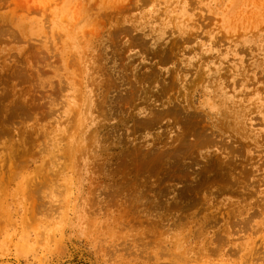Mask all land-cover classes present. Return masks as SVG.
I'll return each mask as SVG.
<instances>
[{"label": "rangeland", "instance_id": "1", "mask_svg": "<svg viewBox=\"0 0 264 264\" xmlns=\"http://www.w3.org/2000/svg\"><path fill=\"white\" fill-rule=\"evenodd\" d=\"M245 263L264 0H0V264Z\"/></svg>", "mask_w": 264, "mask_h": 264}, {"label": "bare ground", "instance_id": "2", "mask_svg": "<svg viewBox=\"0 0 264 264\" xmlns=\"http://www.w3.org/2000/svg\"><path fill=\"white\" fill-rule=\"evenodd\" d=\"M122 2V1H121ZM262 2V1H261ZM255 3V1H254ZM115 4V3H114ZM257 4V3H256ZM124 7V6H123ZM253 7V6H252ZM255 7V6H254ZM257 8V7H256ZM251 10V9H250ZM255 15V14H254ZM246 18V17H245ZM247 20V19H246ZM252 23V22H251ZM50 142V141H49ZM64 149V148H63ZM67 202V201H66ZM249 262V261H248ZM246 264V263H245Z\"/></svg>", "mask_w": 264, "mask_h": 264}]
</instances>
